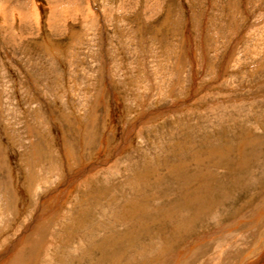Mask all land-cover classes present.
I'll return each instance as SVG.
<instances>
[{"label": "rangeland", "instance_id": "rangeland-1", "mask_svg": "<svg viewBox=\"0 0 264 264\" xmlns=\"http://www.w3.org/2000/svg\"><path fill=\"white\" fill-rule=\"evenodd\" d=\"M0 264H264V0H0Z\"/></svg>", "mask_w": 264, "mask_h": 264}]
</instances>
